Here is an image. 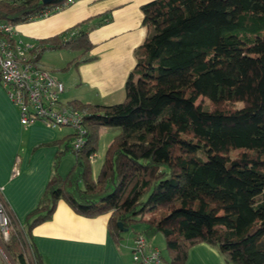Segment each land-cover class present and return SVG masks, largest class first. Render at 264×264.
Listing matches in <instances>:
<instances>
[{"label":"trees","instance_id":"16d2710c","mask_svg":"<svg viewBox=\"0 0 264 264\" xmlns=\"http://www.w3.org/2000/svg\"><path fill=\"white\" fill-rule=\"evenodd\" d=\"M73 1L0 0V22L30 23ZM139 11L145 36L122 101L66 103L82 114L85 142L72 152L65 138L37 207L21 231L9 225L4 249L14 264H44L31 230L58 201L84 218L108 214L116 244L117 223L140 224L134 237L160 234L164 264H185L199 244L224 264H264V0H151ZM84 23L66 40H38L35 62L45 49L76 54L65 71L91 62ZM99 128L120 133L92 179ZM66 153L73 164L60 177Z\"/></svg>","mask_w":264,"mask_h":264},{"label":"crops","instance_id":"0c3cea01","mask_svg":"<svg viewBox=\"0 0 264 264\" xmlns=\"http://www.w3.org/2000/svg\"><path fill=\"white\" fill-rule=\"evenodd\" d=\"M150 1L76 0L59 12L15 25V35L33 45L58 34L66 40L69 36L66 30L85 21L83 26L88 30L87 37L92 45L88 56L94 59L72 70L70 82L76 87L75 91L83 92L74 94L69 101L105 106L117 104L123 99V84L135 63L133 51L145 36L139 7ZM97 134L108 146L118 130L99 128ZM70 135L68 128L50 130L40 123L20 126L17 109L0 85L1 198L17 230L21 231L26 217L37 207L50 180L54 157L62 150L65 138L71 139ZM68 158L71 165L66 174L73 164L72 156L66 153L57 167L60 177L66 175L63 176L60 169L63 160ZM13 167L15 175H12ZM107 221L108 214L84 218L58 201L51 219L31 230V241L44 264H134L131 260L134 235L125 239V232H121L120 241L114 243L107 231ZM146 241L149 248L159 252L155 245ZM4 243L0 236L3 248ZM10 264H14L11 259ZM185 264L224 263L214 249L199 244L188 251Z\"/></svg>","mask_w":264,"mask_h":264},{"label":"built area","instance_id":"2783aa9c","mask_svg":"<svg viewBox=\"0 0 264 264\" xmlns=\"http://www.w3.org/2000/svg\"><path fill=\"white\" fill-rule=\"evenodd\" d=\"M36 54L33 44L16 37L13 25L0 22V85L17 109L20 126L40 123L50 130L68 128L71 130L70 149L78 152L86 135L82 114L61 102L62 83L34 66ZM15 174L13 167L12 175ZM1 191L0 188V236L6 241L11 214L1 198ZM131 260L134 264H164L159 252L149 248L143 236L133 238Z\"/></svg>","mask_w":264,"mask_h":264},{"label":"rangeland","instance_id":"374dc122","mask_svg":"<svg viewBox=\"0 0 264 264\" xmlns=\"http://www.w3.org/2000/svg\"><path fill=\"white\" fill-rule=\"evenodd\" d=\"M76 54L69 52L67 50H50L45 49L39 59L34 63L36 68L43 69L47 71L52 77L56 80L61 81L64 85V93L60 96V100L64 105L73 97L74 94L82 91H75L76 87H74L71 82L70 78L72 76V70L65 71L64 68L75 57ZM114 130H118V134L120 130L118 128H110ZM107 147V142L103 137H97V148L93 159L90 160V167H91V177L95 179L101 161L103 159L104 152ZM71 154V153H70ZM71 165V159H67L66 161L63 160L61 164L60 173L64 176ZM141 229L140 224H134L130 229H128L123 235L125 239L130 238L134 232ZM2 238V237H1ZM150 241L152 245H155L159 250V254L164 257V246H163V238L160 234H156L151 239H147ZM10 257L8 256L5 249L0 244V264H10Z\"/></svg>","mask_w":264,"mask_h":264},{"label":"water","instance_id":"95a60500","mask_svg":"<svg viewBox=\"0 0 264 264\" xmlns=\"http://www.w3.org/2000/svg\"><path fill=\"white\" fill-rule=\"evenodd\" d=\"M117 227H118L119 232H126L127 231L126 229H123L119 223H117Z\"/></svg>","mask_w":264,"mask_h":264}]
</instances>
